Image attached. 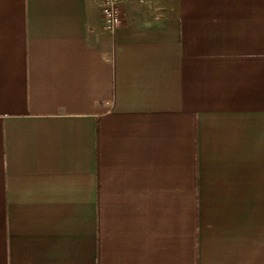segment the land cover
Listing matches in <instances>:
<instances>
[{"label":"crops","instance_id":"1","mask_svg":"<svg viewBox=\"0 0 264 264\" xmlns=\"http://www.w3.org/2000/svg\"><path fill=\"white\" fill-rule=\"evenodd\" d=\"M0 0V264H264V0Z\"/></svg>","mask_w":264,"mask_h":264},{"label":"built area","instance_id":"2","mask_svg":"<svg viewBox=\"0 0 264 264\" xmlns=\"http://www.w3.org/2000/svg\"><path fill=\"white\" fill-rule=\"evenodd\" d=\"M101 8L105 27L114 31L117 29L123 19V11L120 0H97Z\"/></svg>","mask_w":264,"mask_h":264}]
</instances>
